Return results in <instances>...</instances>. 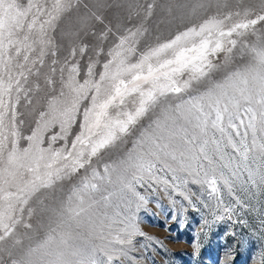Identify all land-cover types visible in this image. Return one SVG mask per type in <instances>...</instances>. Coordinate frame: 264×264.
Segmentation results:
<instances>
[{
	"label": "snow or ice",
	"instance_id": "obj_1",
	"mask_svg": "<svg viewBox=\"0 0 264 264\" xmlns=\"http://www.w3.org/2000/svg\"><path fill=\"white\" fill-rule=\"evenodd\" d=\"M158 191L194 256L264 199V0H0V264H140Z\"/></svg>",
	"mask_w": 264,
	"mask_h": 264
},
{
	"label": "rangeland",
	"instance_id": "obj_2",
	"mask_svg": "<svg viewBox=\"0 0 264 264\" xmlns=\"http://www.w3.org/2000/svg\"><path fill=\"white\" fill-rule=\"evenodd\" d=\"M235 2V0H233ZM248 3H255V0H246ZM113 24L117 23L111 14ZM158 23V27H157ZM153 24L154 34H158L162 39L167 38L177 29L189 23L187 18H177L176 20L165 19ZM75 24V17H66L62 22V27L68 31ZM70 38H65L64 43L67 46ZM107 159V156L105 157ZM78 178L71 182L65 181L55 191V196L61 198L67 194L72 184L76 183ZM152 201L147 205V210L140 213L141 228L148 235L159 241L160 244L149 246L145 251L141 248L143 259L140 264H220L227 250H231L232 264H254L253 257L264 247V240H261V213H264V199L257 197L250 199L246 194L242 198L248 199L254 209L257 211L243 210L237 208L238 218L247 221V226L239 223H233L225 219L212 224L206 235H200L199 240L202 245L199 256L193 255V242L195 234L200 232L203 219L206 217L212 220V216L205 213L202 217L198 212L189 209L186 213L187 226H181L169 219L174 211H179V205L173 208L171 200L162 191L149 194ZM51 199V197H49ZM225 193V201H228ZM237 217L234 216V219ZM235 232L236 235H231ZM241 241L244 245L241 246ZM141 244H149L148 241L138 239L137 247ZM162 245V246H161Z\"/></svg>",
	"mask_w": 264,
	"mask_h": 264
}]
</instances>
